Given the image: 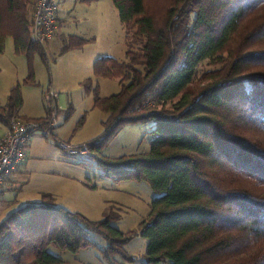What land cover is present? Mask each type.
I'll return each instance as SVG.
<instances>
[{"label": "trees", "instance_id": "obj_1", "mask_svg": "<svg viewBox=\"0 0 264 264\" xmlns=\"http://www.w3.org/2000/svg\"><path fill=\"white\" fill-rule=\"evenodd\" d=\"M112 1L128 31L127 61L94 65L121 90L95 91L104 131L86 146L107 177L147 181L159 196L138 230L123 232L115 211L93 221L43 194L0 223V264H65L48 248L90 249L93 233L111 264L133 260L125 246L138 235L148 240L147 264H264V0ZM32 3L0 0V52L11 37L17 54L44 55L30 38ZM84 42L71 39L64 51ZM22 105L17 85L0 122L8 127ZM149 121V152L102 155L126 125Z\"/></svg>", "mask_w": 264, "mask_h": 264}, {"label": "rangeland", "instance_id": "obj_2", "mask_svg": "<svg viewBox=\"0 0 264 264\" xmlns=\"http://www.w3.org/2000/svg\"><path fill=\"white\" fill-rule=\"evenodd\" d=\"M58 4L61 22L54 37L45 42L44 55L17 54L11 37L0 52V105L5 107L11 90L20 85L23 105L15 116L40 124L30 142L28 164L0 203V223L28 202H42L43 194H50L58 208L93 221L115 211L119 230H138L159 194L147 181L107 177L98 154L86 146L104 131L105 113L95 107V91L109 97L121 90L119 79L96 77L94 65L103 57L127 61L128 31L112 0H58ZM71 39L86 42L64 51ZM208 68L203 65L200 70ZM88 79L89 88L84 85ZM154 125V121L126 125L102 147V155L118 158L149 152ZM4 126L0 122V136ZM90 239L96 246L77 253L53 245L48 250L65 264H111L100 251L106 246L104 238L93 233ZM147 243L145 237L136 236L125 246L133 260L118 256L116 264H147Z\"/></svg>", "mask_w": 264, "mask_h": 264}, {"label": "built area", "instance_id": "obj_3", "mask_svg": "<svg viewBox=\"0 0 264 264\" xmlns=\"http://www.w3.org/2000/svg\"><path fill=\"white\" fill-rule=\"evenodd\" d=\"M32 5L30 38L37 44H45L59 27L58 0H33ZM38 130L39 122L16 117L0 136V199L14 174L26 163L30 142Z\"/></svg>", "mask_w": 264, "mask_h": 264}, {"label": "crops", "instance_id": "obj_4", "mask_svg": "<svg viewBox=\"0 0 264 264\" xmlns=\"http://www.w3.org/2000/svg\"><path fill=\"white\" fill-rule=\"evenodd\" d=\"M59 22H61L60 20V17H59ZM6 129V126H4V130ZM26 164H28L26 162ZM24 165V164H23ZM22 165V166H23ZM22 166L21 168L14 174V177L12 178L11 182H10V185L3 191L2 195H1V199H0V203H3L5 202V199H6V194H7V191H9L11 188L14 187V184L15 182H17V180L19 179V174L21 173L22 171ZM4 201V202H3Z\"/></svg>", "mask_w": 264, "mask_h": 264}]
</instances>
